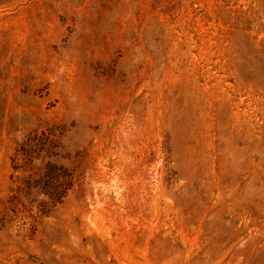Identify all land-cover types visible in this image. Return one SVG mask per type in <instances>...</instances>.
<instances>
[{"label": "rangeland", "instance_id": "374dc122", "mask_svg": "<svg viewBox=\"0 0 264 264\" xmlns=\"http://www.w3.org/2000/svg\"><path fill=\"white\" fill-rule=\"evenodd\" d=\"M0 264H264V0H0Z\"/></svg>", "mask_w": 264, "mask_h": 264}]
</instances>
